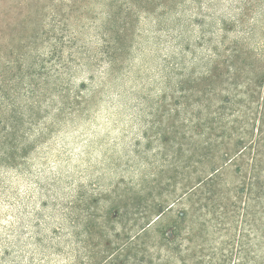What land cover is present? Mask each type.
Returning <instances> with one entry per match:
<instances>
[{"label":"rangeland","instance_id":"374dc122","mask_svg":"<svg viewBox=\"0 0 264 264\" xmlns=\"http://www.w3.org/2000/svg\"><path fill=\"white\" fill-rule=\"evenodd\" d=\"M0 85V264H264V0H0Z\"/></svg>","mask_w":264,"mask_h":264},{"label":"trees","instance_id":"16d2710c","mask_svg":"<svg viewBox=\"0 0 264 264\" xmlns=\"http://www.w3.org/2000/svg\"><path fill=\"white\" fill-rule=\"evenodd\" d=\"M17 68L20 70V66H17ZM27 71L28 72H26V70L22 71L21 68L20 72H22V78L27 75L30 79L29 87L34 93L36 87L40 86L39 81H37L39 78L36 76L34 70L28 69ZM14 84L17 85L15 82ZM9 91L10 90L4 91V88L0 85V96L9 98ZM28 110H32V112L29 116H26L23 108L16 105L10 109L9 113H3V115L0 113V166L3 164L13 165L17 156L24 157L28 154L29 151L26 145L24 121L28 122L29 128L35 123L32 119L34 111L33 106H29Z\"/></svg>","mask_w":264,"mask_h":264}]
</instances>
